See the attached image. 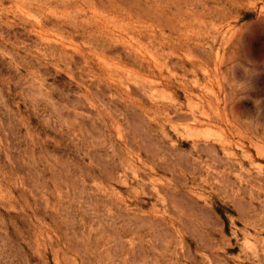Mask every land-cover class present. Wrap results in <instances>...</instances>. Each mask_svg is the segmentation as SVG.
Instances as JSON below:
<instances>
[{"label": "rangeland", "instance_id": "obj_1", "mask_svg": "<svg viewBox=\"0 0 264 264\" xmlns=\"http://www.w3.org/2000/svg\"><path fill=\"white\" fill-rule=\"evenodd\" d=\"M0 264H264V0H0Z\"/></svg>", "mask_w": 264, "mask_h": 264}]
</instances>
